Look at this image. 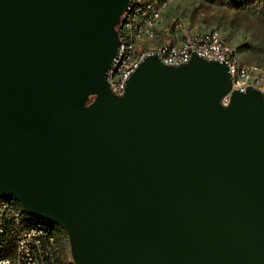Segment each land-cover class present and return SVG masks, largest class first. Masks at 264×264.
<instances>
[{
    "label": "water",
    "instance_id": "water-1",
    "mask_svg": "<svg viewBox=\"0 0 264 264\" xmlns=\"http://www.w3.org/2000/svg\"><path fill=\"white\" fill-rule=\"evenodd\" d=\"M129 2L0 0V198L73 264H264V96L195 54L113 93Z\"/></svg>",
    "mask_w": 264,
    "mask_h": 264
},
{
    "label": "built area",
    "instance_id": "built-area-1",
    "mask_svg": "<svg viewBox=\"0 0 264 264\" xmlns=\"http://www.w3.org/2000/svg\"><path fill=\"white\" fill-rule=\"evenodd\" d=\"M164 6V0H130L116 27L119 45L106 73L113 93H122L145 56L156 55L163 64L176 66L195 54L224 63L232 90L251 87L264 96L262 68L243 64L217 28L193 32L181 20L166 19ZM60 239L66 236L59 227L30 224L17 202L0 198V264H64Z\"/></svg>",
    "mask_w": 264,
    "mask_h": 264
},
{
    "label": "rangeland",
    "instance_id": "rangeland-1",
    "mask_svg": "<svg viewBox=\"0 0 264 264\" xmlns=\"http://www.w3.org/2000/svg\"><path fill=\"white\" fill-rule=\"evenodd\" d=\"M166 19L181 20L193 32L217 28L243 64L264 70V0H164ZM30 224H53L25 213ZM55 226V225H54ZM64 264H73L65 239L59 242Z\"/></svg>",
    "mask_w": 264,
    "mask_h": 264
},
{
    "label": "trees",
    "instance_id": "trees-1",
    "mask_svg": "<svg viewBox=\"0 0 264 264\" xmlns=\"http://www.w3.org/2000/svg\"><path fill=\"white\" fill-rule=\"evenodd\" d=\"M13 200V199H12ZM15 201V200H14ZM16 202V201H15ZM25 213V212H24ZM43 220V219H42ZM45 221V220H44ZM54 226V225H53ZM42 227H46V228H48L49 226H42Z\"/></svg>",
    "mask_w": 264,
    "mask_h": 264
}]
</instances>
